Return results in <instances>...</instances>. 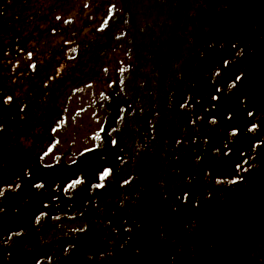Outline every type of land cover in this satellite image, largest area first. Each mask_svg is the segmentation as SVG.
I'll use <instances>...</instances> for the list:
<instances>
[{
  "label": "flooded vegetation",
  "instance_id": "1",
  "mask_svg": "<svg viewBox=\"0 0 264 264\" xmlns=\"http://www.w3.org/2000/svg\"><path fill=\"white\" fill-rule=\"evenodd\" d=\"M202 37L205 41L222 38L209 34ZM228 69L230 76L242 70ZM186 85L190 97L172 102L189 106L188 132L183 131L188 137L187 156L179 170L170 168L172 158L168 161L166 175L174 174L170 187L162 186L165 176L158 183L153 174L151 182L147 178L139 186L136 198L126 194L128 190H118L117 201L143 203V214H109L105 220L83 222V234L75 242L74 263L264 264V214L256 212L257 204L264 203V180L257 177L255 160L249 158L264 154V106L262 97L257 100L264 84ZM178 126H169L162 141L155 138L153 155L160 157L163 143L176 151L172 145L173 136H181L175 134ZM128 139L103 145L102 152H132ZM140 141V154H144L149 147L143 137ZM148 166L156 171L159 164ZM254 178L260 180L258 184L252 181ZM106 185L119 188L125 185V179L112 178ZM259 185L260 190L251 189ZM167 198L173 214H146L145 203L155 211ZM226 202L234 204L235 210L226 211Z\"/></svg>",
  "mask_w": 264,
  "mask_h": 264
},
{
  "label": "trees",
  "instance_id": "2",
  "mask_svg": "<svg viewBox=\"0 0 264 264\" xmlns=\"http://www.w3.org/2000/svg\"><path fill=\"white\" fill-rule=\"evenodd\" d=\"M100 2V10L111 13L106 29L99 33L107 37L104 41L110 47L108 55L112 49L119 50V44L126 43L132 37L136 43L139 40L142 52H147L150 57L154 53L155 37H159L157 33L154 34L157 19L167 15L175 18L179 10L186 13V9L190 10V4L200 13H207L201 10L206 4L208 11L216 7L215 3L208 0H159L161 4L157 0ZM91 4L95 6L96 1L91 0ZM75 5V0H0V264H28L27 261L32 257L30 249L37 243L38 229L33 228L36 217L40 214H48L47 217L60 214L63 186L75 179L79 172L90 176V168H84L91 155L85 158L86 162L74 167L63 164L47 167L42 161L43 152L53 141L51 130L62 113V96H54L56 67H61V62L66 60L72 65L68 66L66 72L73 76L75 68L72 67L76 65V59L66 57L70 45L62 44L61 48L51 43L58 29H65L62 24L74 11ZM92 9L97 11L96 8ZM90 15L93 13L88 17ZM129 18L136 21L128 23ZM88 20L95 23V19ZM43 25L49 27L44 29ZM68 25L72 26L70 36L66 35V31L62 33L65 42H72V19ZM130 27L136 30L132 36ZM51 29H55L54 34H51ZM138 35L140 38L137 40ZM30 41H36L34 47L41 54L50 49L56 50L49 53L50 57L45 62H37L34 70L28 67L26 57ZM85 45L91 47L86 49L90 59L100 55V49H94L96 45L93 46V40H86ZM138 58L141 59L140 56ZM170 60L165 58L164 61ZM150 61L147 60L142 66L136 60L135 70L145 72L144 79L155 77L151 65L154 59ZM261 63L264 64V59L254 62L255 66ZM24 68L26 70L19 73ZM97 69L101 71L102 65ZM65 84L73 87L76 82L66 78ZM57 87L60 88L58 83ZM22 141L30 142L31 145L27 147L28 144ZM41 184L42 187L36 186ZM9 240L12 242H7Z\"/></svg>",
  "mask_w": 264,
  "mask_h": 264
},
{
  "label": "rangeland",
  "instance_id": "3",
  "mask_svg": "<svg viewBox=\"0 0 264 264\" xmlns=\"http://www.w3.org/2000/svg\"><path fill=\"white\" fill-rule=\"evenodd\" d=\"M79 0H77V4H78ZM237 4V3H236ZM191 5V4H190ZM218 5V4H217ZM226 5V3H225ZM261 6L262 12L264 13V0H238V6L240 7H248L249 9V15H251L253 17V20H251L248 24L253 25L254 23L256 24L258 21L259 17L257 15V11L255 10V7L257 6ZM80 8V5H78ZM255 6V7H254ZM77 7V6H76ZM190 7V6H189ZM226 6H224L225 8ZM263 7V8H262ZM193 9V8H192ZM80 10V11H79ZM79 13L75 12L73 15V17H75V21L76 23L81 26L79 24V18H83L85 16L86 13V8L84 9H79ZM201 10H206V7L204 9V7L201 8ZM210 12H212V10H210ZM216 14H220L221 12H219L216 9ZM202 14L204 15L202 17ZM176 19H177V30L181 29V27H183L181 25L182 21H185L186 18H191L188 17L187 15V11L186 13L183 12L182 10H179L176 13ZM169 16V15H167ZM198 16V19H196L195 17ZM255 17V18H254ZM192 19H196V20H201V22H199V25L197 27H195V31H197V33H200L199 35H206L211 31L209 29V25H214V26H220L223 29L227 30V25L230 22V18L226 19V20H222L221 18L218 17V22L214 21L215 19H211L208 16V12L207 13H200L198 15V12H196L195 14H193ZM198 23V22H196ZM254 24V25H255ZM250 25H248L247 27L244 25H241L238 29L234 30L235 35H240L239 39H241V37L243 36H249L248 33L254 34V30L250 29ZM264 27V21H263V25H259L258 30L257 31H262ZM89 28H86L85 30H83L82 28V34H86L89 32L88 30ZM172 31V30H171ZM251 31V32H250ZM171 33V32H170ZM190 33V32H189ZM191 34V33H190ZM212 35V34H211ZM186 36V33H185ZM191 36V35H190ZM189 36V37H190ZM176 38V37H175ZM186 38L188 39V37L186 36ZM61 38H59L60 40ZM59 40L57 39L56 42H59ZM164 40L168 43H170L168 37L166 36L164 38ZM33 44V43H32ZM33 45H31L32 47ZM115 55L117 56L115 58L114 61H112L109 66H110V70L111 72L114 70L115 66L117 65V59L122 60L126 58V52L124 51V49H120L117 51H114ZM111 60V59H110ZM113 74V73H111ZM182 82H184L180 87H177V89L173 90V98L175 100V97H179V95L184 94V96H189V88L186 85V81L182 80ZM169 83L168 81H166V78L163 80L160 78L159 80V84H161V86H163L164 84ZM109 88L108 86V82L105 80H101L96 82L94 85H92L91 87L84 89V90H93L96 93L99 92L101 89H107ZM138 94H136L137 96ZM181 97V96H180ZM133 106L129 107L130 109H128L125 113L124 119L120 118L118 121H116V123L113 125L112 123L110 124V127L113 128H117L118 125L120 124V122L122 121V119L124 120L123 122V126H124V132L128 133L127 135V139L129 137V141L130 146L129 149L134 148V153L132 154L131 152V159L132 157H134V161L136 160V168L134 170H132L129 167V173L128 175H132V173L135 174L136 176V181L134 182V187L133 188H126L128 190L129 193H135L138 189L139 186L147 180H149V182H151V180L153 179V174H155V179L156 181L159 183V178H161L163 176L164 173H162L161 177L157 174L160 166H158V169L155 171L153 167L150 168L149 170V164H159V165H167V161L170 162V159L172 158V164L170 165L171 169H175V170H179L180 167L184 164L183 159L184 156L180 155L179 159L175 158V156H177V152L175 150H173L171 147L166 146L164 143L162 145V151L160 152V160L157 156L153 155V158L151 160H149L148 163H146V157H149L150 155L146 152L144 154H140L141 153V149H140V143L142 141H140V137L146 136L147 140L149 141L148 136L146 135L147 133H150L151 138H153V134H156V136L159 138L160 141H162V135L164 133V135L167 137V132L169 129V122L171 120H160L159 118H154L153 113L151 112L152 110L149 107H145V106H141L139 105V103L137 102L136 99L133 100ZM68 107L65 113V117L63 120V123L59 124V126L57 127V130L53 133L55 142H54V146L52 148H50L48 150V153L46 155V162L49 164H53L56 162H66L67 164L71 161H73L74 159L80 157L85 151L89 150L90 148H92L95 144H99L100 141L97 140V137H100L102 135L108 134V129H109V125L106 126L105 131H102V126L103 123H107L106 118L102 117L103 113L101 112L102 108L98 107V103L95 102V97L93 95H89L86 94L85 92L83 93L82 96H80L79 94L76 96H73L71 98L70 101H68ZM180 105V104H179ZM134 107H136V112L133 114L132 112L134 110H132ZM163 107H160V110ZM182 114L179 116H175L173 117V123L172 125H176L178 126L175 129V134L176 133H180L181 136H173L174 137V142H173V147H176V145L178 146L182 141H187L188 137H186V134L183 133V131H187L188 132V120H187V109L188 108V104L187 106H182L180 107ZM146 112L149 115V119L146 116ZM162 114V112L160 113ZM132 115V119L133 121H135V123L133 122L134 126H135V130L133 131V127L129 126V121H130V116ZM154 129V130H152ZM132 134L136 135L137 140L135 138H133ZM119 141H123L124 143L127 142L126 139L121 138L119 139ZM23 143L28 144L27 147L30 145V142H25L22 141ZM156 149V148H155ZM155 150H153L154 153ZM152 153V154H153ZM171 153L174 155L176 153V155L171 156ZM264 154L261 153L260 155H257L258 157L256 158L257 163L259 162V166L258 168L262 167V170L260 172L261 176L263 177L262 179L264 180ZM152 156V155H151ZM115 158V157H114ZM261 158V161H259ZM133 162V161H132ZM159 162V163H158ZM256 163V162H255ZM126 165L124 167H128V163H125ZM123 167V166H122ZM146 167V168H145ZM144 168H145V172H144ZM122 173V172H121ZM123 175V173H122ZM145 175V176H144ZM174 175L173 173H168L167 175H165V181L164 183H162V186L168 185L172 183V181L170 180L171 176ZM143 179L141 181V183L139 184L140 180ZM253 182L258 184V181H260L257 178H254L252 180ZM251 189L254 190V192L256 190H260V185L258 187H252ZM113 190L112 193L115 191V189H110ZM110 190H107L106 192V196L112 197V194L109 193ZM164 202L170 203L171 200L170 198H167L164 200ZM205 203H201V206L204 205ZM226 204V211L229 210H235V205L231 204V203H225ZM109 205V204H108ZM145 205L147 206L148 203H145ZM176 205V204H175ZM100 207L103 206H93V208H97L99 209ZM106 209V208H105ZM225 211V210H224ZM123 211L119 208V209H115L114 214H118V213H122ZM159 212H161L162 214L165 213V211H163L161 208L157 207V214H159ZM166 214V213H165ZM225 214V213H222ZM264 214V213H262ZM82 219L79 218L78 216L75 217H71L70 219H65V218H60L54 221V226H53V232L52 234H50L51 238H53V236H58L63 229L64 230H68V232H73L78 228H82L83 227V223H82ZM52 229V228H50Z\"/></svg>",
  "mask_w": 264,
  "mask_h": 264
},
{
  "label": "snow or ice",
  "instance_id": "4",
  "mask_svg": "<svg viewBox=\"0 0 264 264\" xmlns=\"http://www.w3.org/2000/svg\"><path fill=\"white\" fill-rule=\"evenodd\" d=\"M9 100L11 99V97L8 98ZM237 131V130H234V132ZM108 170H106L107 172ZM82 182V179H79V180H74L72 181V184H77V183H81ZM37 187H42L43 185H36Z\"/></svg>",
  "mask_w": 264,
  "mask_h": 264
}]
</instances>
